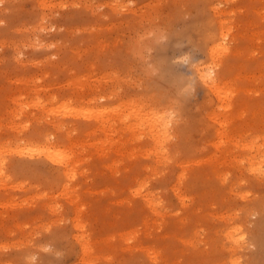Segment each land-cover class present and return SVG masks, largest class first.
Listing matches in <instances>:
<instances>
[{
	"label": "rangeland",
	"instance_id": "obj_1",
	"mask_svg": "<svg viewBox=\"0 0 264 264\" xmlns=\"http://www.w3.org/2000/svg\"><path fill=\"white\" fill-rule=\"evenodd\" d=\"M198 64L225 91H187ZM132 105L167 121L158 164ZM1 146L0 264H264V0H0Z\"/></svg>",
	"mask_w": 264,
	"mask_h": 264
},
{
	"label": "bare ground",
	"instance_id": "obj_2",
	"mask_svg": "<svg viewBox=\"0 0 264 264\" xmlns=\"http://www.w3.org/2000/svg\"><path fill=\"white\" fill-rule=\"evenodd\" d=\"M223 22H225V21H223ZM222 22V23H223ZM220 24V23H218V30L216 31V32H214V33H208V34H206V31H205V33L202 35V39H203V42L206 44L207 42H210L209 43V45H208V49H209V51L207 52V57L209 58V59H217V58H219L220 56V54L219 53H221V51H222V49H223V38L224 37H226V29H227V27L224 25V24H226V22L225 23H223V24ZM226 25H228V23L226 24ZM188 37L190 38V39H193V38H195V37H197V33L195 32V31H190V33L188 34ZM187 38V37H186ZM223 39V40H222ZM100 40V39H99ZM96 41H98V40H96ZM104 41V40H103ZM102 41V42H103ZM101 42V43H102ZM104 43V42H103ZM186 68L187 69H189V66L187 65L186 66ZM212 72H214V69H212V67L209 65V66H207V65H203V64H198V65H195L193 68H192V75H193V77H194V80L196 81V84L192 87V86H189V85H187V91H189V90H191V89H196L197 87H199V88H201V89H204V90H208V91H210V92H212L213 94H216V95H219L220 94V92H223V91H225V90H223V87L222 86H220V82H218V76H216L215 75V73H212L213 75H211L210 73H211V71ZM248 75V74H247ZM235 76V75H234ZM237 77L239 76V73H238V75H236ZM243 77V76H242ZM241 78V77H240ZM248 79V78H247ZM116 106V105H115ZM137 106V105H136ZM133 107V105L130 107V108H132ZM129 108V109H130ZM134 108V107H133ZM132 108V109H133ZM137 108V107H136ZM113 110H114V107L112 108ZM115 109H116V107H115ZM132 109H130V110H132ZM141 109H142V107L139 109H133L132 111H128V113L127 114H124L123 115V117H121L120 116V122L122 123V119H123V121H124V119L126 120V122L124 121V123H120L121 125H123V131L125 130V131H128L129 130V132L130 131H132L133 130V127H135L134 129L136 130V131H138V133H139V135H137L136 136V138H139V137H141L142 136V133L144 132V131H146V132H144V134H145V136H147V138H148V146L147 147H145L144 148V150H140L141 152H139V153H141L140 155H142V153L144 152V154L145 155H148L149 156V154H151L152 155V160L154 161V162H156L157 164L160 162L159 160H161V159H163L164 157H166V155H167V153H166V149H165V147H164V141L167 139V135H166V127H167V121L164 119V117L161 115V112H159V111H151V112H148V113H145V112H143V111H141ZM65 110H67V108L65 109ZM112 110V111H113ZM141 112H143V113H141ZM76 111V110H75ZM80 111V110H79ZM77 112H78V109H77ZM92 112V111H91ZM98 112V111H97ZM102 112V111H101ZM117 112V110L115 111L114 110V113H115V115L117 114L116 113ZM82 113V112H81ZM103 113V112H102ZM101 113V114H102ZM112 113V112H111ZM141 113V114H140ZM89 114H91V113H89ZM94 113H92V115H93ZM104 114V113H103ZM137 114H139V118H138V120H136L137 118V116L136 115ZM76 115V114H75ZM78 115V114H77ZM81 115V114H80ZM85 115V114H84ZM86 115H87V113H86ZM104 115H106V114H104ZM111 115V114H110ZM114 115V114H113ZM118 115V114H117ZM134 115V116H133ZM256 115V114H255ZM44 116V115H43ZM82 116V115H81ZM88 116H90V115H88ZM95 116L96 115H94L93 117L95 118ZM112 116V115H111ZM129 116H130V118L133 116V117H135L136 119H135V121H134V119H133V121H128L127 119H129ZM252 116H254V115H252ZM42 117V116H41ZM85 117V116H84ZM98 117H99V114H98ZM101 117H102V115H101ZM105 117V116H104ZM103 117V119L102 118H100L101 120H102V123H100L101 122V120L100 119H98L97 117H96V119H97V121H100L99 122V124L97 125V126H100L101 127V125L100 124H104L103 126H105V125H107V124H110V122H111V120L108 118L109 117V115H108V119H106L107 121H109V122H107L106 120H105V118ZM115 117V116H114ZM118 117V116H117ZM117 117H115V119H113V120H116V118ZM41 119V118H40ZM39 119V120H40ZM105 120V121H104ZM115 122V121H114ZM114 122H113V125H114ZM58 123H59V121H58ZM117 123H118V121H117ZM54 124H57V123H55L54 122ZM61 124V123H60ZM112 124V123H111ZM62 125V124H61ZM64 125V124H63ZM116 125V124H115ZM57 126H59V129H60V125H57ZM56 126V127H57ZM108 126V125H107ZM69 127V126H68ZM94 127H96V125L94 126ZM110 127H112L111 125L109 126V128ZM114 127H117V126H114ZM93 128V127H92ZM97 129H98V127H96ZM102 128V127H101ZM113 128V127H112ZM71 129V128H70ZM95 129V128H94ZM100 129V128H99ZM103 129V128H102ZM113 129H115V128H113ZM92 130V129H91ZM104 130V129H103ZM134 130V131H135ZM89 131V130H88ZM87 131V132H88ZM106 131V130H105ZM108 131V130H107ZM116 131V130H115ZM114 131V132H115ZM92 132V131H91ZM94 132V131H93ZM96 132V131H95ZM108 132H110V130L108 131ZM107 132V133H108ZM121 132V131H120ZM106 133V134H107ZM112 134V133H111ZM110 134V135H111ZM122 134H123V132H122ZM133 133H131V135H132ZM108 135V134H107ZM102 136V135H101ZM100 136V137H101ZM99 137V136H98ZM98 137H97V139H98ZM99 137V141H97V142H102V140L103 139H101ZM132 137V136H131ZM255 137H257L258 138V135L257 136H254V138ZM46 138V140L48 141V139H47V137H45ZM115 138V137H114ZM127 137H125V139H126ZM133 138V137H132ZM131 138V139H132ZM135 138V137H134ZM133 138V139H134ZM142 138V137H141ZM241 138V137H240ZM240 138H239V140H240ZM254 138H251V139H254ZM257 138H255L254 140H256ZM110 139V138H109ZM121 139V138H120ZM125 139H124V141H122V139L121 140H118L119 142L120 141H122V142H125ZM129 139V138H128ZM146 139V138H145ZM244 139V138H243ZM96 140V139H95ZM94 140V141H95ZM105 140V139H104ZM104 140H103V142H104ZM107 140V139H106ZM105 140V141H106ZM127 140V139H126ZM140 140V139H139ZM254 140H253V142H254ZM26 141V140H25ZM47 141H45V142H47ZM94 141H92V142H94ZM112 141V140H111ZM128 141V140H127ZM245 140H243V142H244ZM248 140L246 139V142H247ZM250 141H252V140H250ZM258 141V140H257ZM5 142V141H4ZM81 142V141H80ZM115 142V141H114ZM121 142V143H122ZM232 142V141H231ZM239 142H241V141H239ZM252 142V143H253ZM2 143V142H1ZM77 144H78V142H76ZM112 143V142H111ZM118 143V142H117ZM234 142H232V145H234L233 144ZM80 144V143H79ZM94 144H96V143H94ZM98 144V146H101L102 145V143L100 144V143H97ZM97 144H96V146H97ZM100 144V145H99ZM124 144V143H123ZM123 144L121 145V146H123ZM240 144H242V143H240ZM257 144H258V142H257ZM256 144V145H257ZM2 146L4 145L3 143L1 144ZM32 145V144H31ZM35 145H37V144H35ZM42 145H48V144H42ZM55 145V144H54ZM91 145H93V143L91 144ZM105 145V144H104ZM2 146L0 147V153H1V148H2ZM33 146V145H32ZM40 146V145H39ZM51 146V145H50ZM115 146V145H114ZM237 146H239V145H237ZM241 146H243V147H250L249 149H248V151H250V149H252L253 148V146H249V145H247V144H242ZM259 145H257V147H256V149L257 148H259L258 147ZM7 147V146H6ZM43 147V146H42ZM58 147V146H57ZM104 148H105V146H103ZM103 147H95V148H97V149H95V150H100V148H101V151H103L102 150V148ZM109 147V146H108ZM116 147V146H115ZM118 147V146H117ZM234 147V146H233ZM240 147V146H239ZM3 148H5V147H3ZM2 148V149H3ZM80 148V147H79ZM83 148V147H82ZM106 148H107V146H106ZM227 148V147H226ZM235 148V147H234ZM233 148V149H234ZM241 148V147H240ZM15 150H17V148H14ZM23 149V148H22ZM36 149V148H35ZM35 149H34V152H35ZM40 149H42V148H40ZM59 149H60V147H59ZM112 149V148H111ZM140 149H142V148H140ZM227 149H229V147L227 148ZM231 149V148H230ZM260 149V148H259ZM12 150V149H11ZM24 150V149H23ZM57 150V149H56ZM64 150V149H63ZM65 150H66V148H65ZM70 150V149H69ZM80 150V149H79ZM106 150V149H105ZM114 150V149H113ZM125 150V149H124ZM3 151H4V149H3ZM30 152L31 151H33V149L32 150H29ZM38 151H40V150H38ZM42 152H43V154L42 155H45L49 160H51V161H56V162H58V163H60V164H62L63 166H65L66 167V170L68 171V168H67V165H68V163L70 164L71 162H69V160H70V158H74L73 156H69V157H66V159L64 158V156L63 157H59V158H57L56 159V157H55V155L58 153V151L56 152V154H53V151H54V153H55V150H50V148L47 146V147H43V149L41 150ZM81 151V150H80ZM108 151V150H107ZM252 151V150H251ZM260 151V150H259ZM16 152V151H15ZM14 152V153H15ZM41 152V153H42ZM82 152H84V151H82ZM81 152V153H82ZM86 152V151H85ZM93 152V151H92ZM119 152H121V150L119 151ZM256 152H257V150H256ZM11 153V152H10ZM16 153H18V154H20L21 155V153H24V151H18L17 150V152ZM27 153V152H26ZM29 153V152H28ZM62 153V152H61ZM64 153V152H63ZM66 153V152H65ZM68 153V152H67ZM72 153H73V151H72ZM71 152H70V154H72ZM79 153V152H78ZM97 153V152H96ZM104 153H105V151H104ZM247 153V152H246ZM250 153V152H249ZM69 154V153H68ZM69 154V155H70ZM103 154V153H102ZM143 154V155H144ZM226 154V153H225ZM23 155V154H22ZM29 154H27V156H28ZM31 156H32V154H30ZM82 155H83V153H82ZM104 155H106V154H104ZM142 155V156H143ZM144 155V156H145ZM224 154H222V156H223ZM245 155V154H244ZM249 155V154H248ZM263 155V154H262ZM85 156V155H84ZM221 156V157H222ZM225 156V155H224ZM223 156V157H224ZM252 156H253V154H252ZM251 155H249V156H247V160H248V163L250 164V165H252V166H254V170H256L257 171V169L258 168H255V166L256 165H259V163L258 164H255L254 162V160H257V159H255V156L254 157H252ZM1 157H2V154H1ZM57 157H58V155H57ZM147 157V156H146ZM228 157V156H227ZM244 157V156H243ZM87 158V157H86ZM129 158V157H128ZM224 158H226V157H224ZM249 158H251V159H249ZM252 158H254V159H252ZM257 158V157H256ZM3 159V158H2ZM69 159V160H68ZM75 159V158H74ZM77 159V158H76ZM226 159H228V158H226ZM244 159H246V158H244ZM243 160V159H242ZM76 160H74L73 162H75ZM81 161V160H80ZM83 161V160H82ZM81 161V162H82ZM86 161V160H85ZM232 161V160H231ZM235 161V160H234ZM260 161H261V159H260ZM77 163V162H76ZM75 163V164H76ZM231 163V162H230ZM73 164V163H72ZM78 164V163H77ZM155 164V163H154ZM161 164V163H160ZM233 164V163H232ZM242 164V163H241ZM240 164V165H241ZM255 164V165H254ZM74 165V164H73ZM109 165V164H108ZM156 165V164H155ZM237 164L235 163V166H236ZM249 165V166H250ZM75 166V165H74ZM74 166H73V168H74ZM78 166V165H77ZM152 166H154V165H152ZM155 168H156V166H154ZM71 168V167H70ZM69 168V169H70ZM72 168V169H73ZM76 168V167H75ZM74 168V169H75ZM82 168V167H81ZM73 169V170H74ZM109 169V168H108ZM249 169H250V167H249ZM66 170H63L64 171V173H66L67 171ZM73 170H72V172H71V170H69L67 173L68 174H66L68 177H67V179L69 178V177H72V174H73ZM260 171V170H259ZM258 171V172H259ZM70 172V173H69ZM110 172H112V171H110ZM249 172V171H248ZM251 172H253V171H251ZM262 173V172H261ZM256 174V173H255ZM65 175V176H66ZM75 175V174H74ZM74 175H73V177H74ZM259 175V174H258ZM145 178V177H144ZM66 179V180H67ZM144 181H145V179H144ZM147 181V180H146ZM65 183H66V181H64ZM64 182H63V184L61 185L62 187H63V185L65 186L66 184H64ZM68 182V181H67ZM142 183H144L143 182V180H142ZM142 183H140L139 184V186H140V188H142L143 187V185L144 184H146V183H144V184H142ZM68 185H66V187H64L65 189L67 188V190H65V192L67 191L68 193H69V191H71L72 189H68L69 188V186L67 187ZM62 187H60V188H62ZM74 187V186H73ZM64 188H62L63 190L62 191H64ZM70 188H72L71 186H70ZM140 188H139V190H140ZM69 190V191H68ZM73 190H74V188H73ZM76 192H77V190H75ZM64 192V193H65ZM75 192V194H77ZM140 192V191H139ZM72 193H74V191L72 192ZM52 194V193H51ZM43 195V194H42ZM66 196H67V193L65 194ZM41 196V195H40ZM65 196V197H66ZM77 196V195H76ZM39 197V196H38ZM47 197H48V194H47ZM68 197V196H67ZM72 197H74V199L75 198H77V199H79L78 198V196L77 197H75V195H73ZM69 198H70V196H69ZM71 199V198H70ZM76 199V200H77ZM69 200V199H68ZM49 201V200H48ZM71 201V200H70ZM73 201V200H72ZM142 201H144V202H146V203H148V205L150 206V207H152V208H155L156 206H158V201H156L155 199H153V197L151 196V194H148V195H145L144 197H143V200ZM183 201V200H182ZM46 202V201H45ZM55 204V203H54ZM13 205V204H12ZM11 206V205H10ZM16 206V205H15ZM52 206V205H51ZM54 207V206H53ZM75 207V206H74ZM55 208V207H54ZM74 209V208H73ZM156 209V208H155ZM152 210V212H153V214L155 213V216H156V214L158 215L160 212H158L157 210ZM77 211V210H76ZM75 215V214H74ZM156 218V217H155ZM73 219H74V217H73ZM74 220H76V222L74 221ZM73 221L75 222V224H76V226H79V225H82L83 223L80 221V219H79V221H78V217H77V219L75 218ZM156 221V220H155ZM81 222V223H80ZM154 222V221H153ZM24 223H25V221H24ZM17 224V223H16ZM158 224V223H157ZM23 225V224H22ZM84 225V224H83ZM84 227V226H83ZM153 227V226H152ZM80 228H81V226H80ZM78 229V228H77ZM82 231V228L80 229V232ZM83 231H86V230H83ZM21 232H22V230H21ZM29 233V232H28ZM81 233H83V232H81ZM79 234V239L80 240H83L82 242H83V249H81V251H83L84 250V253L83 254H86L85 253V251L87 252L89 249L88 248H90V245H89V247H88V240H86L85 238H83L84 237V235H85V232L83 233V234ZM30 234V233H29ZM75 234V233H74ZM135 235V233H133L132 232V235ZM147 233H145V235H146ZM82 235H83V237H82ZM131 235V234H130ZM77 236V235H76ZM82 237V238H81ZM87 237V236H86ZM132 237V236H131ZM76 238V237H75ZM85 239V240H84ZM129 239V238H128ZM11 241V240H10ZM76 241H78V240H76ZM93 240H91V242H92ZM13 243V242H12ZM89 243H90V241H89ZM15 244V243H14ZM151 249V248H150ZM150 252H152V251H150ZM149 252V256L151 255V253ZM158 253V252H157ZM155 254V253H154ZM154 258H155V256H154Z\"/></svg>",
	"mask_w": 264,
	"mask_h": 264
}]
</instances>
